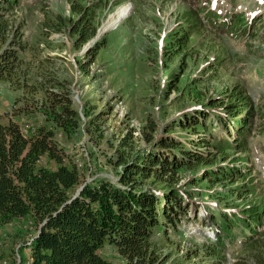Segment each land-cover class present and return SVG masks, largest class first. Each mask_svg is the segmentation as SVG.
<instances>
[{
    "label": "trees",
    "instance_id": "1",
    "mask_svg": "<svg viewBox=\"0 0 264 264\" xmlns=\"http://www.w3.org/2000/svg\"><path fill=\"white\" fill-rule=\"evenodd\" d=\"M67 1L70 14L49 16L44 27L49 33L67 32L72 48L80 51L96 37L100 17L111 2ZM20 4L21 0H0V81L21 91L24 97L35 99L41 94L39 101H33L34 106L20 111L38 110L44 123L35 128L28 124L21 127L8 114H0V226L21 219L31 222L35 233L18 248L19 254L24 248L30 251L26 264H112L104 254L107 247L116 252L123 264H166L171 254H165L162 245L169 243V230L175 233L179 225L192 220L189 209L193 199L207 193L218 200H215L216 208L208 205L213 212L211 224L217 237L215 240L205 237L199 242L192 236L191 256L201 257L206 260L205 264L208 260L209 264H230L226 240L235 234L229 233L241 231L240 224L252 231L255 224H264V196L258 201L247 199L254 197L257 187H261L246 183L253 164L243 167L248 165V158L243 161L236 158L238 152L247 154L246 139L255 129V120H261L251 95L235 86L222 96L205 97L198 101L199 108L163 122L162 126L155 119H146L142 140L147 147L142 149L137 148L131 129L119 139L117 146L106 139L113 147L108 164L115 171L114 177L87 181L85 172L59 139L64 136L69 140L80 129L81 116L72 97L71 83L51 68L53 58L37 62L34 58L28 59L30 52L37 53L24 38L26 19L16 14L21 9ZM185 8L180 12L182 24L176 25L162 39L161 57L164 55L167 61L191 56L188 54L192 49L190 38L194 33L192 28L197 29L198 12L188 5ZM211 15L215 13L210 11L209 21ZM215 17L220 20L219 15ZM230 20L224 22L225 29L236 19L230 16ZM214 26L221 28L217 20ZM107 43L106 37H102L85 55L78 56L82 71L87 72L88 65ZM84 56L87 60L82 59ZM192 79V85L200 81L197 77ZM170 81L169 93H180L178 81ZM215 107L224 112H213ZM211 115L223 126L227 124V128L230 123L236 126L238 136L233 141L214 139L215 125H209ZM100 116L89 120L87 129L96 130ZM177 130L187 134L209 132L208 136L198 135L196 149H191L178 134H171ZM184 139L194 141L189 136ZM205 181L207 190L212 191L203 190ZM218 186L224 189L219 190ZM231 195L246 199L240 212H236V205L226 204L227 200L225 205L221 203L227 199L225 196ZM223 206L234 208L231 215ZM251 233L231 264H264V231ZM23 263L24 260L20 262ZM7 264L15 262L7 261Z\"/></svg>",
    "mask_w": 264,
    "mask_h": 264
},
{
    "label": "rangeland",
    "instance_id": "2",
    "mask_svg": "<svg viewBox=\"0 0 264 264\" xmlns=\"http://www.w3.org/2000/svg\"><path fill=\"white\" fill-rule=\"evenodd\" d=\"M110 2L100 17L99 29L120 6L129 3L132 11L117 27L100 34L98 40L106 37L108 43L98 52L95 61L88 65L87 72L82 71L77 58L85 55L95 43L86 48L87 43L77 51L72 48V40L67 32L49 33L44 27L47 17L70 14V4L67 0H21V9L16 13L26 19L24 38L30 44L29 47L34 48L37 53L36 55L30 52L27 55L28 59L34 58L37 62L46 57L53 58L51 68L60 76L67 77L71 83L72 97L81 116L80 129L69 140L64 136L59 139L69 156L85 172L87 181L96 177H114L115 171L108 164V157L113 155V147L106 143V139H111L113 146H117L119 139L131 129L136 137L137 148L142 149L147 147L146 142L142 140L146 119H155L162 126L163 122L199 108L201 105L198 101L205 97H219L232 87L239 86L251 95L261 115V120L260 118L255 120V129L246 139L247 154L238 152L236 155V158H242V161L248 158V165L243 167L253 164L252 174L246 183L261 187H257L254 197L247 199L258 201L264 196V0H110ZM184 5L198 12L197 23L195 22L197 29L190 27L189 30L190 33L192 30L194 32L190 38L192 49L188 52L191 56H185L183 59L176 57L173 61H167L164 55L161 57L162 39L174 30L176 25L182 24L180 12L186 9ZM210 10L221 15V18L225 17V21L229 20L230 16L236 20L226 28V31L216 28L214 21L218 20V17L211 15V21L207 18ZM85 57L82 59L87 60ZM193 77L200 81L192 85ZM171 79L178 81L182 89L180 93L177 91L169 93L168 83ZM40 98L41 94L35 99L24 97L21 91L13 90L8 83L0 81V114H8V117L21 127L28 124L35 128L44 123L38 110L28 108V114L20 111ZM179 98L181 99L178 100ZM222 99L226 100V97L223 96ZM212 110L224 112L219 107ZM99 114L101 116L96 121L97 129H87L86 123ZM210 118L209 125L211 123L215 125L213 130L211 129L214 139L233 141V138L238 136L236 126L230 123L227 128V124L223 126L215 115H211ZM208 130L207 133L201 131L198 134H187L185 131L177 130L171 134L173 136L178 134L180 140L186 141L191 149H196L198 135L208 136L210 131ZM185 136L191 137L194 141L184 139ZM206 138L210 140V137ZM242 161L239 160L238 164ZM203 184L205 186L207 181ZM218 187L219 190L224 189ZM203 188L204 191L211 189L207 190L206 186ZM207 194L201 197L197 195L189 209L192 218L197 220L183 222L175 233L172 229L169 230L167 238L169 243L162 245L163 252L171 254L166 264H205L206 260H202L201 257L191 256L193 252L191 237L194 236L199 242L205 237L213 240L217 237L211 224L213 212L208 205L216 208L218 200L210 198ZM225 197L227 199L221 202L223 205L227 200L226 204L236 205V212L244 208L246 199L237 198L236 195ZM232 209L234 208L228 207L225 211L231 215ZM253 228L256 232H262L264 224L259 226L255 224ZM240 230L229 233L235 235L229 241L226 240V254L230 264L239 256L246 236L255 232L242 224ZM34 231L28 219L15 220L0 226V261L7 260L10 263L14 261L15 264H20L24 260L23 264H26L30 251L24 248L19 254L18 246L24 245L26 240L34 235ZM104 254L112 264H123L122 259L111 247H107ZM190 257L192 259H189Z\"/></svg>",
    "mask_w": 264,
    "mask_h": 264
},
{
    "label": "bare ground",
    "instance_id": "3",
    "mask_svg": "<svg viewBox=\"0 0 264 264\" xmlns=\"http://www.w3.org/2000/svg\"><path fill=\"white\" fill-rule=\"evenodd\" d=\"M132 8L130 4H124L120 6L109 18L108 20L104 23L102 28H100V34L109 31L111 29H114L117 27L118 24L123 22L131 13Z\"/></svg>",
    "mask_w": 264,
    "mask_h": 264
},
{
    "label": "water",
    "instance_id": "4",
    "mask_svg": "<svg viewBox=\"0 0 264 264\" xmlns=\"http://www.w3.org/2000/svg\"><path fill=\"white\" fill-rule=\"evenodd\" d=\"M107 32V31H105ZM104 32V33H105ZM100 29H98V32H97V35L94 39H92L87 45H86V48H90L92 44H94L96 41H98V39L100 38ZM80 191V190H79Z\"/></svg>",
    "mask_w": 264,
    "mask_h": 264
},
{
    "label": "built area",
    "instance_id": "5",
    "mask_svg": "<svg viewBox=\"0 0 264 264\" xmlns=\"http://www.w3.org/2000/svg\"><path fill=\"white\" fill-rule=\"evenodd\" d=\"M24 127H27V126H24ZM25 129V128H24ZM20 246H18V248H19ZM0 264H7V261L6 260H2V261H0Z\"/></svg>",
    "mask_w": 264,
    "mask_h": 264
}]
</instances>
